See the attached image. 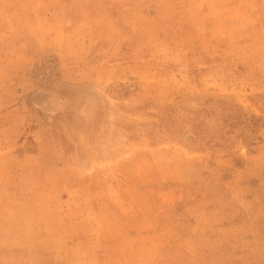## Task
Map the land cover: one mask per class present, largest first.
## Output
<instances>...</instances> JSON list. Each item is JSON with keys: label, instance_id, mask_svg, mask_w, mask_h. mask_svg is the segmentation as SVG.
Segmentation results:
<instances>
[{"label": "rangeland", "instance_id": "374dc122", "mask_svg": "<svg viewBox=\"0 0 264 264\" xmlns=\"http://www.w3.org/2000/svg\"><path fill=\"white\" fill-rule=\"evenodd\" d=\"M104 1L0 124V264H264V0Z\"/></svg>", "mask_w": 264, "mask_h": 264}, {"label": "crops", "instance_id": "0c3cea01", "mask_svg": "<svg viewBox=\"0 0 264 264\" xmlns=\"http://www.w3.org/2000/svg\"><path fill=\"white\" fill-rule=\"evenodd\" d=\"M68 1L0 0V124L4 130L17 132L10 138L15 140L12 145L23 147L35 140L27 134L32 127L28 115H34L27 95L30 68L51 54L85 61L87 51L88 62L98 43L96 20L110 17L104 0H73L79 4L75 10H69ZM8 2L11 5H5ZM36 124L35 136L41 138L47 124Z\"/></svg>", "mask_w": 264, "mask_h": 264}]
</instances>
